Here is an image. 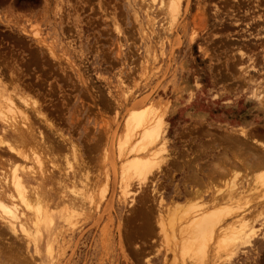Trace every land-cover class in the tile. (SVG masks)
I'll use <instances>...</instances> for the list:
<instances>
[{
	"label": "rangeland",
	"instance_id": "obj_1",
	"mask_svg": "<svg viewBox=\"0 0 264 264\" xmlns=\"http://www.w3.org/2000/svg\"><path fill=\"white\" fill-rule=\"evenodd\" d=\"M143 3L0 0V92L39 102L51 128L29 112L34 127L63 143L53 160L41 153L42 164L57 171L69 166L65 156L70 165L82 162L96 181L93 201L101 200L90 213L52 209L48 231L34 235L36 253L0 224V264H264V164L248 166L264 158V145L229 149L222 139L240 130L264 135V0H180L173 18L153 10L155 27ZM143 98L164 111L166 151L145 181H128L130 203L120 195L108 144L130 104ZM66 143L80 151L74 160ZM4 154L0 166L9 170ZM102 183L105 196L97 199ZM211 210L220 213V228L231 221L255 228L252 244L222 248L209 240L204 257L186 253L193 217Z\"/></svg>",
	"mask_w": 264,
	"mask_h": 264
},
{
	"label": "bare ground",
	"instance_id": "obj_2",
	"mask_svg": "<svg viewBox=\"0 0 264 264\" xmlns=\"http://www.w3.org/2000/svg\"><path fill=\"white\" fill-rule=\"evenodd\" d=\"M146 1L147 0H142V2H144L142 5L144 6V10H145L144 12L146 14L147 21L150 22V27L151 26L155 27V21H154L155 16H154V12H153V10L155 8H159L161 12L163 11L165 14L170 15L171 18H173V16L175 17V15L178 13L180 0H151L152 2L149 1V3ZM199 17H202V16H199ZM52 55H54V54H52ZM0 67L4 68L1 66V63H0ZM5 70H7V69H5ZM1 72H2V70H1ZM3 72L5 73V71H3ZM14 81H15V79H14ZM6 83H8V82H6ZM6 94H3L0 92V125H1L0 126V149L1 150L3 149V151H4V152L0 151V154L1 153L2 154L8 153L10 156L8 155L9 158L6 156L8 158V160H6V162L7 161H10V162L6 163V165H7L6 167H8L9 170L5 169V167H3V165L0 166V224L1 225L3 224L4 230H5L4 232L5 233L8 232V234L12 235V237L18 238V236H22V238L24 240L25 249L28 247V244L32 243V246H34L33 251H35V253H36V250H35L36 240L34 238L35 237L34 235L39 234V233L41 234V231L43 230V228L45 231H48V229L50 228V225L52 223V216H51L52 209L59 208V209L64 210V212L72 213V212L76 211V208H78V209L81 208L80 210L83 211V209H87L85 207H88L87 213H90L88 211L96 210V208L99 205L98 202H100L101 200L94 203V201H93V193H94L93 188H95L96 185L94 187H93V185L95 184L96 181H94V182L92 181L94 183L93 185H92V183L89 182L90 179L87 175L88 172L86 171V167L85 168L82 167V166H84V165H82V162L78 163L79 161L77 162L75 160V162H77V163H75L77 166L75 164H74V166L70 165V162H67L69 160H67L66 156L64 155L65 156V163L69 164L68 167L66 165V167H64L63 169L61 168L57 171L55 170L56 168L53 171V169H52L53 166L44 167V165L42 164L43 162L41 161V157H40V156H42L41 153H43L44 155H47V157L48 156L53 157V158L50 157L53 160V159H55V155L57 154V152L61 151L60 147L63 146V143L59 147V144L61 142L60 143L58 142L59 143L58 145L55 144L56 142L52 143L51 142L52 140H50L47 133L44 134L42 132V130L34 127L36 125H34V123L32 122L33 120L32 121L30 120L29 112L32 113V115H34V117H40V121L43 120L42 122L46 123L45 125L44 124L43 125L47 129L51 126V124L46 119L44 113L41 112L40 105L38 104L39 102H37L35 99L31 100V98L27 97V95H24V94L23 95L13 94V93L12 94L9 93L7 95ZM259 96H256V97L259 98ZM154 105H155V103H154ZM154 105L147 98L139 99V100L132 102L129 106L130 108H127L128 113L126 112L127 114L124 115L122 118V121H121L122 129H121V131L119 132L117 130V132L114 133V131L116 129H113L114 131L110 134L111 136L114 135V140H112V142H113L112 145L108 144L110 146V147L108 146V148L110 149V151H108V152H110V154L108 152H106V153H108V155L111 156L110 158L113 159V160H111V159L110 160L114 162L113 168H115L114 170L117 171V174L119 176L117 186L119 188V192L121 193L120 195H122V197L124 199H126V198L129 199L130 203H132L131 201L133 200V196L128 195L131 193L130 190L128 189L129 188L128 185H131V184H129L128 181H130L131 178L132 179L136 178V180L138 179V181H140V179L145 181L150 175L153 174V172H152L153 167L161 159L164 158V155H162V153H164V151H166L165 142H164L165 138H163L164 125H165V120H164V115H163L164 111H163V109L158 110L160 107L159 108L154 107ZM156 106H157V104H156ZM35 123H36V119H35ZM118 123H119V121H118ZM106 131L107 130H105V132ZM102 132H103V130H102ZM105 132H104V134H105ZM248 133L249 132H245L244 130H240L238 136L226 134L222 137V139H223L224 143L226 142L227 144L232 145V147L229 149H232V148L234 149L235 147H238V148L240 147V148L245 149V148H248V146H252L251 148H253V146H254V148H253L254 150H255V148H257V149H261L263 151L262 148L264 145L263 144L264 143L263 142L264 141V135H260V138H259V135L256 136L258 139H262V142H258L259 140L255 137H253V136H255V134L249 135ZM60 135L57 136V134H56V136L58 138L62 139V136H60ZM251 135H253V136H251ZM106 137H107V135H106ZM111 139L112 138H110V140ZM63 141H65V140H63ZM65 142H67V141H65ZM102 143H103V140H102ZM234 145H235V147H234ZM67 146H68V144H67ZM74 146L75 145H73V144L68 146V150L70 152L69 154L72 155L73 160L75 158V153H77V151L80 152L79 150H77L78 148L74 147ZM256 146H258V147H256ZM228 147H230V146H228ZM91 149H89V150H91ZM89 150H88V152H89ZM111 150L113 153L111 152ZM62 152H63V149H62ZM93 152H94V150H93ZM263 153H264V151H263ZM253 154H254V152H253ZM4 155H1L0 158H3L2 156H4ZM91 156H93V155H91ZM106 156H107V154H106ZM224 157H227V156L224 155ZM88 158H90V157L88 156ZM98 158H101V157H98ZM251 158L255 159L253 156ZM251 158H247V159L250 160ZM253 159H251V160H253ZM3 160L4 159H2V161ZM91 160H93V159H91ZM107 160H108V158H107ZM224 160H229V158L228 157L224 158ZM251 160L249 162H252ZM83 161H85V160H83ZM177 161H178V159H177ZM48 162H49V160H48ZM98 162L99 161H97V163ZM249 162H247V163L249 164ZM88 163H90V162H88ZM253 163H250L248 166H250L251 168L254 167V169L258 165H259V167H261L260 165L264 164V158L257 159V161L254 164ZM4 164H5V162H4ZM188 164H190V163H188ZM215 164H216V162H215ZM233 164H235V162ZM192 167H193V165H192ZM259 167H257V168H259ZM106 168H107V166H106ZM155 168H156V166H155ZM155 168H154V170H155ZM247 168H249V167H247ZM105 169H104V171H105ZM222 174H224V173H222ZM114 175L115 174H113V176ZM191 177H192V180L194 177L195 181H197V179H198L196 172H194L191 175ZM92 179H93V177H92ZM142 180H141V184H143ZM261 182L264 184V176H263ZM103 183H102V185H103ZM138 183L140 184V182H138ZM199 183H201V182L199 181ZM114 185H115V182H114ZM140 185H138V186L140 187ZM195 185L197 186L198 184H195ZM106 186L103 185V187H101L100 193H99L100 196L98 194L97 199H104L105 192H106V188H105ZM202 187H203V185H202ZM198 188H200L199 185H198ZM141 190H142V188H141ZM196 191H201V190L199 189ZM97 192H99V190ZM192 193L191 192L186 193L185 195H187V194L191 195ZM194 193H196V192L194 191ZM197 194H199V193H197ZM200 194H202V193H200ZM199 195H198V197H199ZM217 196H214V198L212 200L213 202H214V200L216 201L215 197H217ZM143 198H144V196H143ZM160 202H161V200H160ZM175 204H176V202H175ZM146 206H148V205H146ZM191 206L193 207V205H191ZM141 207H143V206H141ZM176 207L177 206H175V208ZM157 210H159V209H157ZM185 210H187V209H185ZM214 210L207 211V212H204V211L201 212L200 211L201 212L200 214L196 213V216H194L193 219L191 218L193 226L190 227V230H189L190 233L185 232V230H184L185 233H188V235L190 234L188 236V239H185L186 241L188 240V243L185 242V245H184L185 250L184 251L186 253H188V252L193 253V254H190L193 256V258L197 257V256L200 257L201 255L202 256L204 255V248L206 246L205 244L207 243L206 241H209V240H212V241L215 240L214 243L215 244L216 243L221 244L222 248L228 247L229 246L228 244H232V248L233 247L235 248L237 246V244L248 246V245L252 244V242L254 241V236H256L255 230H254L255 228L253 229L251 227H248L247 226L248 223L247 224L244 223L245 221L242 223L239 221L238 225H236L237 223L235 221H233V222L231 221V222L226 223L224 226H222L220 228V224H219L220 219L218 218V215L220 213L217 215L213 212ZM172 211H173V208H172ZM217 211L218 210H216V213H218ZM176 212H177V210H176ZM182 212L184 213V211H182ZM161 213H159V214H161ZM139 214H141V212H139ZM142 214H145V213H142ZM145 215H144V217H145ZM221 215H222V212H221ZM157 217L159 218V216H157ZM179 217L182 219L183 216L180 215ZM144 221L145 222H143V224H144L145 229L149 230V228H151V226L149 225L150 221H148V220H147V222H146V220H144ZM248 221H249V219H248ZM160 223H156V225L160 224ZM189 223H191V222H189ZM162 226H163V224L161 226H159L158 228H160ZM184 227H186V226H184ZM0 229H1L0 233L3 232L2 228H0ZM153 229H154V227H153ZM160 229H163V228H160ZM150 230H152V229H150ZM191 231H192V233H191ZM158 233H159V231H158ZM186 236H187V234H186ZM186 236H185V238H186ZM17 238H15V239H17ZM183 238L184 237H181L182 240H184ZM189 238H191V242H189ZM218 239H219V241H218ZM182 244H183V242H182ZM51 246L52 245H50L48 243V245L46 247L47 253H50ZM181 246H183V245H181ZM217 246H219V245H217ZM216 249H218V248H216ZM219 250H221V249H219ZM232 250L233 249H231L230 251L232 252ZM33 251H32V253H34ZM6 253L8 254V252H6ZM8 255H10L9 257L11 258V254H8ZM13 255H14V253H13ZM5 257H6V259L8 258L7 256H5ZM15 257H17V256H15ZM8 260H9V258H8ZM24 264H25V262H24Z\"/></svg>",
	"mask_w": 264,
	"mask_h": 264
}]
</instances>
